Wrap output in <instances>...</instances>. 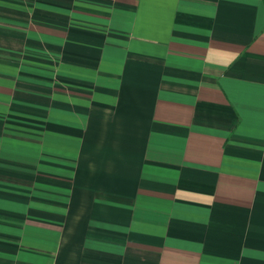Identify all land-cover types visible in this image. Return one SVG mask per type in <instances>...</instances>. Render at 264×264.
Returning a JSON list of instances; mask_svg holds the SVG:
<instances>
[{
	"label": "crops",
	"instance_id": "1",
	"mask_svg": "<svg viewBox=\"0 0 264 264\" xmlns=\"http://www.w3.org/2000/svg\"><path fill=\"white\" fill-rule=\"evenodd\" d=\"M0 216V264H264V0H0Z\"/></svg>",
	"mask_w": 264,
	"mask_h": 264
},
{
	"label": "rangeland",
	"instance_id": "2",
	"mask_svg": "<svg viewBox=\"0 0 264 264\" xmlns=\"http://www.w3.org/2000/svg\"><path fill=\"white\" fill-rule=\"evenodd\" d=\"M28 116H26L24 119H25V122L27 121L28 123L29 122H31L32 121V119H31V116L29 117V118H27ZM18 119H23L21 116H18L17 117ZM28 123H26V124H28ZM20 125V124H19ZM21 126H18V129L15 131V132H13V133H15V134H21V133H28V132H26V131H22L21 130ZM21 191L23 192V193H19V194H17V193H14L13 194V196H14V199H20V200H22V201H24V202H26V201H29V199L31 198V195H27L26 193L24 194V191L25 190H22L21 189ZM20 203H23V202H21V201H19ZM19 211L18 210H16V209H14L13 211H12V213H11V215L9 216H7V217H5V218H7L6 220H7V222H8V225H9V228L11 229V230H13L14 232H16L18 229H20V225H21V222H22V220L18 217H16V215L15 214H17ZM1 217V216H0ZM9 229V230H10ZM9 240H10V242L12 243V242H16V238H12V237H9Z\"/></svg>",
	"mask_w": 264,
	"mask_h": 264
}]
</instances>
